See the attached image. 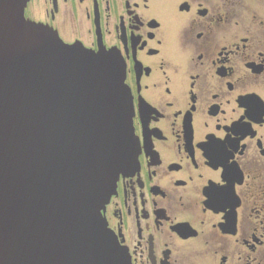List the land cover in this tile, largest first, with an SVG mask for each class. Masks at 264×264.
Segmentation results:
<instances>
[{
    "label": "flooded vegetation",
    "instance_id": "af4514ba",
    "mask_svg": "<svg viewBox=\"0 0 264 264\" xmlns=\"http://www.w3.org/2000/svg\"><path fill=\"white\" fill-rule=\"evenodd\" d=\"M126 69L138 163L104 210L132 264H264V0H30Z\"/></svg>",
    "mask_w": 264,
    "mask_h": 264
},
{
    "label": "water",
    "instance_id": "95a60500",
    "mask_svg": "<svg viewBox=\"0 0 264 264\" xmlns=\"http://www.w3.org/2000/svg\"><path fill=\"white\" fill-rule=\"evenodd\" d=\"M29 1L0 0V264H131L102 214L137 160L125 67Z\"/></svg>",
    "mask_w": 264,
    "mask_h": 264
}]
</instances>
